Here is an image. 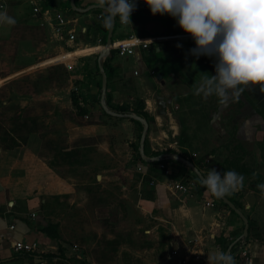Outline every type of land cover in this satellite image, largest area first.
<instances>
[{"label": "crops", "instance_id": "1", "mask_svg": "<svg viewBox=\"0 0 264 264\" xmlns=\"http://www.w3.org/2000/svg\"><path fill=\"white\" fill-rule=\"evenodd\" d=\"M135 2L132 23L123 25L119 16L115 18L112 41L133 34L149 41V46H137L133 55L126 56L111 48L103 65L107 60L109 103L133 110L143 101L149 122L145 155L163 157L161 161L172 168V174L166 175L159 167L161 161H146L140 155L145 180L148 186L153 183L152 207L158 212L160 226L170 233L163 259L150 264H183L185 259L186 264H209L208 254L227 253L230 247L231 251L235 247V261L243 238L249 242L246 263L264 264V196L257 187L264 183V93L259 85L251 84L242 86L244 91L238 97L230 90L224 98L225 108L215 116L224 99L215 96L211 102L210 96L205 100L202 94L195 95L201 79L192 86L188 77L215 75L216 58L191 55L195 41L175 18L167 13L153 15L146 0ZM0 3L5 5L0 11L6 10L16 19L15 25H0V264H55L62 257L56 251L55 234L48 229L53 225L45 214L49 199L45 196L49 193L46 179L54 188L60 185L71 193L78 180L58 176L57 168L80 172L103 169L105 151L118 160L121 139L115 137L118 133L110 123L121 116L111 108L110 118L101 102L97 53L105 37L106 27L100 18L103 9L94 6L95 0H77L75 5L81 10L75 9L71 0ZM35 6L41 10L33 12ZM46 9L51 15L44 13ZM55 11L69 20V28L77 35L73 44L79 47L19 67L24 62L20 56L23 43H40L34 31L49 33ZM13 43L15 64L10 61ZM74 58L72 69L65 63L55 64ZM165 101L169 104L163 111L160 104ZM131 118L125 117V123L132 136L137 125ZM131 138L129 143L135 139ZM56 151L63 155L59 166L52 167ZM182 158L192 161L204 176L213 168L221 174L234 170L243 175V187L226 197L248 218V236H243V218L222 198L207 190L199 194V176ZM179 181L195 185L183 193L172 188ZM18 241L36 242L38 249L33 253L16 251ZM48 254L56 257L48 258Z\"/></svg>", "mask_w": 264, "mask_h": 264}, {"label": "rangeland", "instance_id": "2", "mask_svg": "<svg viewBox=\"0 0 264 264\" xmlns=\"http://www.w3.org/2000/svg\"><path fill=\"white\" fill-rule=\"evenodd\" d=\"M48 27L47 34L34 31L38 33L40 43L30 40L23 43L20 56L24 58V62L18 65L19 67H30L32 64L57 55L61 50L63 52L66 49L74 50L79 47L71 41L68 43L60 39L54 27L51 25ZM105 44L99 45L101 49ZM11 47L10 61L15 64L18 63L15 59V43L11 44ZM46 55L49 56L46 57ZM99 55L100 52L97 53L98 57ZM76 60L77 58H74L70 62H76ZM59 63L62 62L55 64ZM202 77L189 76V84L197 86V78ZM215 96V94L210 95L211 102ZM105 100L108 108L110 107V111H106V114L111 118L112 108L121 116L110 123L118 133L115 137L121 139L118 146L119 153H116L118 160L105 151L103 169L80 172L57 168L55 172L58 176L64 178L68 175L78 180L76 189H73L71 193L64 191L60 185L54 188L47 179L45 181L48 184V186L45 185V190L49 192L45 194L46 198L49 197L45 214L49 217L47 219L49 224L53 225L48 226V229L55 234V243L58 246L56 251L59 257H62L60 261H55L57 262L55 264L157 263L163 259V249L166 246V240L170 237L169 229L166 226H160L158 212L152 207L153 183L151 182V186H148L145 180L147 173L140 156V135L143 131V123L135 122L137 131L132 136L129 134V125L125 123V117H130L131 113L139 115L138 112H144L143 101H139L133 110H128L111 105L107 101V94ZM218 102L219 100L216 104ZM131 137L135 139L129 143ZM54 155L55 159L51 161V164H53L52 167H58L57 162L60 161L63 153L56 151ZM72 157L74 159V154ZM56 174L55 177L60 180Z\"/></svg>", "mask_w": 264, "mask_h": 264}, {"label": "clouds", "instance_id": "3", "mask_svg": "<svg viewBox=\"0 0 264 264\" xmlns=\"http://www.w3.org/2000/svg\"><path fill=\"white\" fill-rule=\"evenodd\" d=\"M153 15L167 13L189 33L196 47L190 54L214 56L215 75H205L195 87L194 94L224 99L231 94L238 97L248 85H259L264 93V0H146ZM95 7L103 9L101 20L111 28L119 16L122 24L131 21L137 8L135 0H95ZM16 19L6 10L0 11V25L12 26ZM182 47V45H177ZM244 177L234 170L210 169L199 182L216 198H224L243 187ZM264 196V183L258 184ZM209 264H235L224 251L208 254Z\"/></svg>", "mask_w": 264, "mask_h": 264}, {"label": "built area", "instance_id": "4", "mask_svg": "<svg viewBox=\"0 0 264 264\" xmlns=\"http://www.w3.org/2000/svg\"><path fill=\"white\" fill-rule=\"evenodd\" d=\"M5 5L3 3H0V9H3ZM41 9L38 6L34 7L35 12H39ZM50 9L44 10V13L47 15L50 14ZM135 14V10L132 12L131 17ZM101 17V15H100ZM51 21L53 22V27L62 40H67L71 42L77 41V35L75 32H73L69 28V20L65 17L64 13L61 11H55L53 14V17H51ZM122 24V23H121ZM125 25V24H123ZM159 38V37H158ZM150 42L139 38L133 34L129 35L128 37L119 40L117 42H113L112 49H115L117 53L120 56H126V55H133L135 53V48L137 46H141L143 48H147L149 46ZM62 63H65L66 66L69 69L73 68V63L70 61H61ZM196 155V154H194ZM159 167L164 171L166 175L172 174V168L169 167L165 162H160ZM195 183L193 181L190 182H183L179 181L176 183H173L172 188L178 191H181L183 193H187L190 191L191 187L194 186ZM207 205L214 206L213 202H208ZM35 215V214H33ZM14 228V225L11 226ZM38 249V244L36 242H25V241H18L15 244V250L16 251H23L27 253H33ZM173 253H177V251H174ZM249 242L246 241V239L241 240V246L238 250V257L235 259V264H247L246 259L249 257ZM183 264L187 263V260L182 261Z\"/></svg>", "mask_w": 264, "mask_h": 264}, {"label": "water", "instance_id": "5", "mask_svg": "<svg viewBox=\"0 0 264 264\" xmlns=\"http://www.w3.org/2000/svg\"><path fill=\"white\" fill-rule=\"evenodd\" d=\"M72 1V5L74 6L75 9L81 10L79 8L76 7L75 5V0H71ZM87 10V9H84ZM82 9V11H84ZM115 22L114 21L113 25L111 28H109V32H108V36H107V41L106 44L103 46V48L100 50V55H99V68L101 70L102 73V86H101V102H102V106L106 111H110L107 104H106V94H107V89H108V75L107 72L105 70V67L103 65V61L106 58V56L109 54L111 48H112V36H113V31H114V27H115ZM161 74L159 75V78H161ZM227 98V97H226ZM164 101V100H163ZM227 100H223L221 106L219 107V112L216 115H219V113H221L223 111V109L225 108L227 102ZM166 101L164 103H161V107L163 109V111H165L166 108ZM130 116L136 120H139L140 122L143 123V131L141 134V138H140V155L142 156L143 159H145L146 161H161L162 159H165L163 157H151V158H147L145 155V141H146V137H147V131L149 129V122L146 118L135 114V113H131ZM182 160L187 163L190 168H192V170L199 176L202 174V172L195 166V164L192 161H189L187 159L182 158ZM222 200L228 204L230 206V208H232L234 211H236L244 220L245 222V228H244V232H243V236L246 237L248 236L249 233V220L248 218L244 215V213L239 210L236 205L228 198V197H224L222 198ZM228 254L231 255V247L228 249L227 251Z\"/></svg>", "mask_w": 264, "mask_h": 264}, {"label": "trees", "instance_id": "6", "mask_svg": "<svg viewBox=\"0 0 264 264\" xmlns=\"http://www.w3.org/2000/svg\"><path fill=\"white\" fill-rule=\"evenodd\" d=\"M75 4L77 5V0H75ZM117 18H118V16H117ZM108 30H109V28H105V29H104V32H105L104 43L106 42V39H107ZM107 65H108V62H107V60H106V61L104 62V67H105V69H106V72H107V74H108V79H109V78H110V71L108 70L109 68L107 67ZM107 101H109L108 94H107ZM138 113H139L140 116H142V117L148 119V114H147L146 112H138ZM133 120H134L135 122L141 124V122H140L139 120H136V119H133ZM158 164H160V162H158ZM197 180H198V183H199L198 192H199V194H203L204 191L207 190V189H206L205 186H203V185L199 182V180H200L199 178H197ZM219 200H221V198H220ZM231 211H232L234 214H236V212H235L234 210H231ZM236 215H237V214H236ZM47 230H48V229L45 228V231H47ZM234 249H235V247H234V248L232 249V251H231V255H232L233 258H235V256L233 255V253H234ZM54 257H56V255H54V254H48V258H54Z\"/></svg>", "mask_w": 264, "mask_h": 264}]
</instances>
